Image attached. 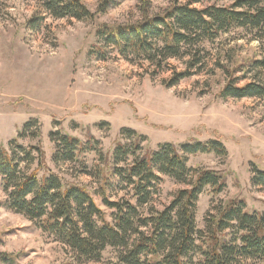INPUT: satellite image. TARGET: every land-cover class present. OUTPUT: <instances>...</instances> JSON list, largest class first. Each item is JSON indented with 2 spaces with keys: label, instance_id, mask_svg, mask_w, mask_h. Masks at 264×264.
<instances>
[{
  "label": "rangeland",
  "instance_id": "1",
  "mask_svg": "<svg viewBox=\"0 0 264 264\" xmlns=\"http://www.w3.org/2000/svg\"><path fill=\"white\" fill-rule=\"evenodd\" d=\"M113 1L107 5L105 0H82L93 17L77 21L52 18L39 0H0V147L11 154L16 146L26 151L34 148L28 169L22 163L25 172L37 171L40 180L54 173L65 183L87 187L111 221L112 212L95 194L99 184L93 173L99 157L91 152L79 159L83 164L57 162L52 134L66 133L83 143L92 136L99 142L102 155L110 160L118 143L129 142L122 135L123 129H131L142 138L145 152L156 151L163 144L179 148L191 141L220 140L226 157H189V167L215 170L227 183L217 198L210 188L200 196L198 228L205 227L214 201L240 200L250 213H264V187L254 186L252 180L254 168L264 171V102L221 99L227 77L219 68L224 64L232 70L236 64L260 58L259 43L242 31L223 34L213 44L204 45L209 55L202 73L168 88L164 82L174 71L185 70L187 60H170L171 69L162 73L147 62L126 61L113 49H107L105 60L91 56L98 43L97 33L104 26L113 28L143 19L141 0ZM150 1L151 16L164 13L176 2L192 3L200 9L231 3ZM105 5L106 12L102 13ZM35 20H40L36 28ZM247 83L249 79L241 85ZM162 178L153 199L158 210L168 206L183 188L168 177ZM115 187L109 191L111 201L130 199L127 191ZM6 201L0 177V253L15 256L8 264H80L73 253L33 222L9 210ZM85 264L119 263L116 252L108 249L101 263Z\"/></svg>",
  "mask_w": 264,
  "mask_h": 264
},
{
  "label": "trees",
  "instance_id": "2",
  "mask_svg": "<svg viewBox=\"0 0 264 264\" xmlns=\"http://www.w3.org/2000/svg\"><path fill=\"white\" fill-rule=\"evenodd\" d=\"M39 1L54 19L86 21L93 17L82 0ZM141 1L143 19L113 28L104 26L97 33L98 43L92 57L105 60L107 49H113L126 61H144L162 73L171 69L170 60H187L185 70L174 71L164 82L173 88L203 72L209 55L206 43L213 44L223 34L242 31L245 37L259 43L261 57L236 64L232 70L219 64L227 77L220 98L264 102V0H231L229 5L214 3L202 9L192 3L176 2L154 16L148 13L151 1ZM111 2L114 1L105 0L107 5ZM105 7L102 13L106 12ZM39 21L33 22L34 28ZM247 79L249 83L241 85ZM122 135L129 142L118 143L111 160L102 155L99 142L92 136L86 143L66 133L51 136L57 148V162L83 164L79 159L91 152L99 157L100 163L93 173L99 184L95 194L112 212L111 221L87 187L65 183L54 173L40 180L37 171L25 172L22 163L28 169L33 162L31 151L35 149L26 151L21 146L14 148V154L0 147V177L7 195L6 207L67 248L80 264L101 263L108 249L116 252L119 264L264 262V213H250L244 201H214L205 227L198 228L196 210L200 196L210 188L217 198L227 189V183L215 170L189 167V157L197 154L226 157L227 150L220 140L191 141L179 148L163 144L156 151L145 152L142 138L135 131L123 129ZM253 175L254 186L264 187V171L254 168ZM162 177L183 188L174 194L168 206L158 210L153 199ZM116 185L127 191L130 199L111 201L109 191ZM14 260L15 256L0 253V264Z\"/></svg>",
  "mask_w": 264,
  "mask_h": 264
}]
</instances>
